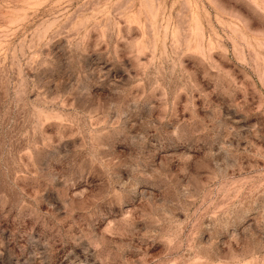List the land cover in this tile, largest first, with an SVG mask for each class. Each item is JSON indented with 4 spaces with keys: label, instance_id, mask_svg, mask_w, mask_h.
Wrapping results in <instances>:
<instances>
[{
    "label": "rangeland",
    "instance_id": "1",
    "mask_svg": "<svg viewBox=\"0 0 264 264\" xmlns=\"http://www.w3.org/2000/svg\"><path fill=\"white\" fill-rule=\"evenodd\" d=\"M0 264H264V0H0Z\"/></svg>",
    "mask_w": 264,
    "mask_h": 264
}]
</instances>
